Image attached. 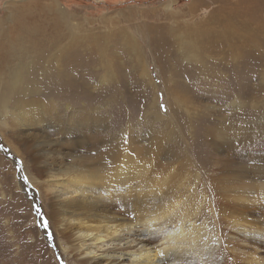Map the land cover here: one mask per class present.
Returning <instances> with one entry per match:
<instances>
[{
  "label": "rangeland",
  "instance_id": "374dc122",
  "mask_svg": "<svg viewBox=\"0 0 264 264\" xmlns=\"http://www.w3.org/2000/svg\"><path fill=\"white\" fill-rule=\"evenodd\" d=\"M43 4L59 12L42 16L45 19L61 16L83 39L106 40L110 57L101 63L82 51L65 67L71 82L60 96L57 90L52 92L57 95L48 94L56 102L47 104L57 123L52 130L21 127L9 117L0 118V124L8 125L0 130V264L72 262L42 230L48 223L49 203L46 193L47 200L40 197L45 175L35 145L43 140L75 145L73 155L87 157L95 151L78 149L97 143L188 145L194 147L195 161L221 164L224 173L264 181V0H0L1 29L14 25L10 23L14 9L38 16L33 7ZM190 7L194 13H188ZM211 15L216 34L227 18L241 27L240 35L251 37L253 47L241 48L243 43L237 42L239 56L233 61L220 44L215 48L198 44L199 59L208 66L193 72L189 60L178 59L172 71L163 41H157L162 27L170 30ZM146 35L156 38L150 41ZM172 39L167 38L169 46L175 44ZM30 61L26 58L21 74L34 79L42 61ZM47 88L50 92L57 87ZM175 92L180 106L171 101ZM232 164L236 167L228 169Z\"/></svg>",
  "mask_w": 264,
  "mask_h": 264
},
{
  "label": "bare ground",
  "instance_id": "6f19581e",
  "mask_svg": "<svg viewBox=\"0 0 264 264\" xmlns=\"http://www.w3.org/2000/svg\"><path fill=\"white\" fill-rule=\"evenodd\" d=\"M35 7L38 16L14 9L10 22L14 25L8 30L1 29L0 20V118L9 117L21 127L52 130L57 123L47 104L56 102L48 94L57 95L52 93L57 90L60 96L71 82L65 67L82 51L101 63L109 60L110 52L104 47L106 40L83 39L67 19L42 17L49 13L55 17L57 9ZM194 12L190 7L188 13ZM213 18L184 21L170 30L162 27L157 41H163L172 71L178 59L189 60L193 72L208 66L199 59L198 44L206 48L220 44L233 61L239 56L237 42L243 43L241 48L253 47L251 37L240 35L241 27L227 18L216 34ZM147 37L152 41L154 36ZM167 38L175 44L169 46ZM26 58L31 64L30 60L42 61L34 79L21 74ZM48 85L57 88L49 92ZM41 94L48 97L42 99ZM171 101L176 106L182 102L176 92ZM7 127L0 124V130ZM43 141L35 145L45 175L40 197L49 203L47 227L42 230L71 264H264L263 177L250 181L234 171L224 173L221 164L195 161L194 147L188 145L97 143L78 149L95 151L87 157L74 156L73 144ZM232 166L236 167L228 169ZM30 182L37 186L33 179Z\"/></svg>",
  "mask_w": 264,
  "mask_h": 264
},
{
  "label": "snow or ice",
  "instance_id": "6c2138e0",
  "mask_svg": "<svg viewBox=\"0 0 264 264\" xmlns=\"http://www.w3.org/2000/svg\"><path fill=\"white\" fill-rule=\"evenodd\" d=\"M37 211H39V210H37ZM44 224H45V227H47V222L46 221L44 222ZM49 235H51V234H49ZM161 255H163V253H161Z\"/></svg>",
  "mask_w": 264,
  "mask_h": 264
}]
</instances>
